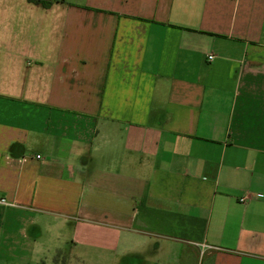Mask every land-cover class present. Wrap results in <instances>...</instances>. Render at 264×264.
<instances>
[{
  "label": "crops",
  "instance_id": "crops-1",
  "mask_svg": "<svg viewBox=\"0 0 264 264\" xmlns=\"http://www.w3.org/2000/svg\"><path fill=\"white\" fill-rule=\"evenodd\" d=\"M0 196V264H264V0H0Z\"/></svg>",
  "mask_w": 264,
  "mask_h": 264
},
{
  "label": "trees",
  "instance_id": "trees-1",
  "mask_svg": "<svg viewBox=\"0 0 264 264\" xmlns=\"http://www.w3.org/2000/svg\"><path fill=\"white\" fill-rule=\"evenodd\" d=\"M35 4H40L45 8H48L53 2L63 1V0H28Z\"/></svg>",
  "mask_w": 264,
  "mask_h": 264
},
{
  "label": "built area",
  "instance_id": "built-area-1",
  "mask_svg": "<svg viewBox=\"0 0 264 264\" xmlns=\"http://www.w3.org/2000/svg\"><path fill=\"white\" fill-rule=\"evenodd\" d=\"M209 59L213 58V55H208ZM245 199V197H241L239 200L243 201ZM0 205H12V203H10L5 197L0 196Z\"/></svg>",
  "mask_w": 264,
  "mask_h": 264
}]
</instances>
